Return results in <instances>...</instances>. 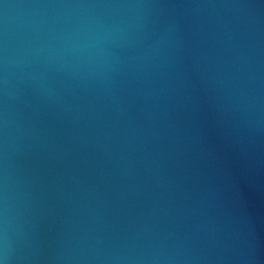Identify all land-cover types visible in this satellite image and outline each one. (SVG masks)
I'll return each instance as SVG.
<instances>
[{"label":"water","instance_id":"95a60500","mask_svg":"<svg viewBox=\"0 0 264 264\" xmlns=\"http://www.w3.org/2000/svg\"><path fill=\"white\" fill-rule=\"evenodd\" d=\"M0 264H264V0H0Z\"/></svg>","mask_w":264,"mask_h":264}]
</instances>
